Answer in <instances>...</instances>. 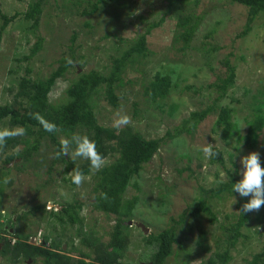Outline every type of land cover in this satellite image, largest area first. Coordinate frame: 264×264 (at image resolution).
I'll return each instance as SVG.
<instances>
[{
    "label": "rangeland",
    "instance_id": "1",
    "mask_svg": "<svg viewBox=\"0 0 264 264\" xmlns=\"http://www.w3.org/2000/svg\"><path fill=\"white\" fill-rule=\"evenodd\" d=\"M36 1L0 0V27L3 23L1 14L9 17L20 14L4 31L0 44L2 106L14 104V95L22 78L36 80L47 75L58 68L59 60L64 57L71 58L74 55L75 60L65 78L58 80L53 88L50 94L52 103L66 98L68 86L82 74L99 72L109 75L114 59L123 55L130 41L136 40L163 16L164 22L148 36L147 57L142 61L138 58L123 71L122 81L115 90L119 106L115 108L108 101L105 85L94 96L95 113L101 125L118 131L130 127L147 139L163 138L168 131L174 132L192 112L214 104L219 93L212 85L218 83L219 78L227 76V60L236 67V83L229 90L228 96L218 104L235 109L234 122L238 133L226 144L221 139V131L215 128L218 113L210 115L192 135L184 134L168 139L159 153L132 179L124 194L125 199H138L133 216L125 225L129 226L126 231L130 243L122 260L124 264H152L154 252H149V235L155 237L174 226L182 213L194 209L201 200L207 201L217 221L212 222L206 214L197 218L187 216L185 222L177 228L179 243L174 245V253L165 264H207L216 250L217 240L225 239L228 234L225 228L235 223L241 201L239 195L218 196L211 189L227 180L226 169L232 168V162L238 166L242 178L240 160L251 152H259L264 164V130L255 149L248 148L243 138L248 128L245 119L253 113V97L260 92L264 93V14L256 18L252 31L240 37L248 20L247 7L228 0H199L198 6L191 5L187 10H180L181 14L201 18L193 40L185 50L184 41L177 39L182 32L177 30L179 9L173 8L166 13L167 3L163 0L109 1L99 5L98 10L90 15L83 12L90 11L97 0H85L81 4L77 3L80 2L78 0H44L39 27L34 29L32 21L25 20L23 15L29 5ZM40 38L44 40L42 49L31 60H24ZM158 72L169 74L173 87L167 98L154 100L145 95V90ZM187 86L194 89L186 91ZM172 104L177 105L178 109L169 115L168 110ZM117 113L129 115L132 123L117 129L113 124L119 118ZM8 124L7 121L1 123V129L10 128ZM22 138L26 140L30 137L24 134ZM58 138L60 141L68 137L59 133ZM209 144L222 150L226 169L218 162L211 163V159L205 158L201 149ZM23 148L24 144H20L15 149H0L2 221L16 219L39 204L46 203L47 210H59L60 205L77 199L83 203L81 216L85 218V229L94 231V234L89 235L91 241L96 247L109 244L115 215L109 217L91 205L94 201L92 176L97 170L92 169L90 175H85L81 186L70 182L73 171H66L67 166L63 163H57L50 176L46 175L45 171L55 159V148L46 141L33 156L32 163H28L24 169L16 164L22 162L18 157L14 163H5L7 155L16 154ZM229 155H233V160L229 159ZM116 159V155L105 158V166ZM74 160L76 163L82 161L80 158ZM41 164L44 165L39 167ZM38 167L40 176L35 174ZM5 178H8V183H4ZM247 199L249 201L250 197ZM46 219L45 213L30 215L28 220L17 223L16 231L25 232L27 240L44 246L45 234L52 240L62 231L59 227L56 232H52ZM69 231L70 235L71 232L76 233L75 228ZM202 231L206 232V244L211 248L208 253L198 246ZM11 232L14 233V230ZM242 233L246 238L240 239L231 250L232 260L229 264H246L247 260L262 250L264 207L258 212H251ZM2 237L11 236L1 235L0 240ZM33 237L36 238L31 240ZM74 242L83 252L91 253L94 250L81 244L79 237H75ZM49 244L46 243V246ZM64 249L68 250V247L64 245ZM143 254H148V262L140 260ZM70 256L74 259L73 264L80 259L78 252H72ZM0 264L33 262L23 260L13 263L0 256Z\"/></svg>",
    "mask_w": 264,
    "mask_h": 264
},
{
    "label": "trees",
    "instance_id": "2",
    "mask_svg": "<svg viewBox=\"0 0 264 264\" xmlns=\"http://www.w3.org/2000/svg\"><path fill=\"white\" fill-rule=\"evenodd\" d=\"M47 1V0H45ZM78 4L85 0H78ZM88 1V0H86ZM109 1L115 2L118 0H97L90 11L85 10V15H90L98 10L99 5H105ZM167 3L166 13H169L173 8L179 9V18L177 22V30L182 32L177 39L184 41L183 49L186 50L192 42L194 34L200 25L201 18L192 16L191 14H181L180 10H187L191 5L198 6L199 0H163ZM231 3L243 5L248 8V20L240 37L246 36L252 31V25L256 18L264 14V0H228ZM44 0H38L31 5L24 13V19L32 21V27L38 29L41 16L44 9ZM165 13V15H166ZM20 16L19 13L12 17L1 14L3 23L0 27V44L3 39L4 31L8 26ZM165 20L163 16L160 21L151 24L146 31L139 35L136 40L129 43L128 49L123 52V55L114 59L113 69L109 75H103L99 72H91L82 74L78 80L72 81L66 90V98L62 101L52 103L50 94L58 80L65 78V74L73 67L67 63L64 57L59 60L58 68L52 70L47 75L38 77L36 80L31 78H22L19 82V89L14 95V104L0 105V124L7 121L10 128L22 126L26 129L25 135L28 139L23 140L22 136L8 139L6 146L3 148L15 149L20 144H24V148L15 153L7 155L5 163L15 162L18 158L22 160L19 165L20 169H24L28 163H32L33 156L39 152L44 141L51 143L55 148V159L45 171V174L50 176L51 171L55 169L57 163L66 164L67 169H80L85 175L91 174L90 161L80 158L82 161L76 163L74 159L68 156L61 155L56 158V153L60 150V141L58 134L61 133L69 139L73 134L81 136L87 135L96 143L97 150L105 157L117 156L111 164L104 166L97 171L93 176V202L91 205L94 209L104 212L107 216L115 215V225L111 232V240L109 244L95 246L89 235L94 234V231L89 232L85 229V218L81 216L83 203L77 199L71 202L60 205L57 208L46 209L47 204H39L31 208L28 212L19 215L16 219L8 218V222H3L4 218L2 205L0 202V236L9 234L11 237H2L0 244L2 250L0 256L6 257L13 263L20 261H32L33 264H73L74 259L70 256L72 252H78L80 259L76 260V264H124L123 259L128 249L130 239L127 234L126 223L132 216L138 199H125V193L132 179L139 175L144 165L150 163L156 154L159 153L163 144H166L168 139H174L184 134L192 135L198 130L199 126L212 114L218 113L215 123V128L221 131V139L227 144L229 140L238 133L237 124L234 122L235 109L229 105H219L218 103L228 96V92L236 83V67L226 61L227 76L219 78L218 83L212 85L218 91V97L213 105L202 109L201 111L192 112L188 118L183 120V123L176 127L174 132L168 131L165 137L159 139H147L140 132H136L130 127L116 130L101 125L98 122L95 113L94 96L99 94L101 87L106 86L107 98L111 105L115 108L119 106V101L115 95L116 86L122 81L123 71L130 64H134L138 58L144 60L148 55V36L153 29L159 27ZM43 39L40 38L35 46L31 49V53L25 56L24 60H31L42 49ZM124 41V40H122ZM75 60V56L70 58ZM31 71L28 70V74ZM173 87V82L169 74L156 73L150 86L146 87L145 95L152 99H165L169 95ZM194 87L187 86V90H192ZM12 90V89H11ZM197 93L198 90H195ZM261 96V99L259 98ZM136 107V104H134ZM253 113L245 119L247 125L246 135L243 136L244 143L248 148L255 149L258 145V139L264 130V93L260 92L258 96L253 97L251 103ZM178 109L175 104L170 105L168 113L173 115ZM39 113L45 120L53 122L59 128L58 132L50 133L44 130L40 122L33 118V114ZM1 129V126H0ZM75 148V145H73ZM219 155L211 158V163L218 162L226 169L224 153L219 148H213ZM18 157V158H17ZM229 159L233 160V155H229ZM19 162V161H18ZM41 164L39 167H42ZM35 172L40 176L38 169ZM190 168V167H188ZM227 180L220 183L216 188L211 189L213 194L236 196L239 193L233 192V184L242 179L239 175L238 166L232 162V168L226 169ZM182 172V170L180 171ZM66 180V179H65ZM72 183V179H70ZM75 185L74 183H72ZM137 187V185H134ZM3 188L0 187V197ZM240 196V195H239ZM247 197H241L238 204L239 209L247 203ZM46 214L49 227L52 232H56L57 228H62L56 238L51 240L48 234L43 236V245H37L27 240L25 232L16 231V225L20 221L28 220V217L38 214ZM206 214L212 222L217 221L216 215L206 200L198 202L194 209L182 213L180 220L175 222V225L164 230L161 234L153 236L149 235L148 245L149 252H154L152 264H165L167 259L174 253V245L178 244L177 228L183 224L190 216L192 218L200 217ZM251 212L247 214L239 213L235 223L230 225L225 230L228 232L225 239L217 240L216 250L208 259L207 264H229L232 260L231 250L236 247L239 240L246 238L242 233V229L250 220ZM172 220L175 221L174 218ZM72 228L76 229V233L71 235L68 231ZM14 230V233L11 230ZM69 229V230H68ZM70 232V231H69ZM75 237H79L80 243L84 244L89 249H94L93 252H83L74 242ZM15 242L13 243V241ZM206 232H201L198 246L204 252H210L211 248L206 244ZM51 241V242H50ZM46 243H50L46 246ZM64 245L68 247L64 249ZM1 246V245H0ZM96 247V249H95ZM94 255V256H93ZM9 256V257H8ZM93 260L90 261L89 260ZM143 262H148V254H143L140 258ZM246 264H264V246L262 250L255 254L251 260H247Z\"/></svg>",
    "mask_w": 264,
    "mask_h": 264
},
{
    "label": "clouds",
    "instance_id": "3",
    "mask_svg": "<svg viewBox=\"0 0 264 264\" xmlns=\"http://www.w3.org/2000/svg\"><path fill=\"white\" fill-rule=\"evenodd\" d=\"M66 59L69 65L73 64L70 58ZM117 115L119 118L113 121L114 127L117 129L132 123L129 115H120L119 113H117ZM33 118L40 122L45 131L50 133L59 131L55 123L45 120L39 113L33 114ZM25 132L26 129L22 126L0 129V149L6 146L8 139L23 136ZM73 145H75V148H73ZM60 146V150L56 153V158H59L61 155L69 156L73 159L83 158L90 161L91 169L97 171L105 166V157L97 150L96 143L87 135L81 136L79 134H73L70 139L61 138ZM201 150L206 159H211L219 155L213 150L211 144L203 147ZM240 163L242 165L240 172L242 179L233 184V192L239 193L242 198L250 197V200L243 204L238 212L242 215L253 211L258 212L264 207V164L261 162L260 153L255 151L251 152L243 156ZM85 178V174L82 170L73 169L71 174L72 183L81 186ZM4 183H8V178H5ZM34 238L36 237H33L31 240ZM28 262L31 263L32 261L30 260Z\"/></svg>",
    "mask_w": 264,
    "mask_h": 264
}]
</instances>
